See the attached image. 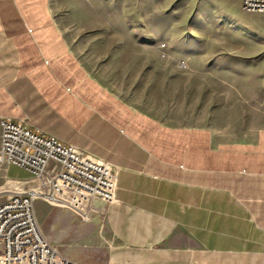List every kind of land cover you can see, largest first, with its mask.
<instances>
[{"label": "crops", "instance_id": "crops-1", "mask_svg": "<svg viewBox=\"0 0 264 264\" xmlns=\"http://www.w3.org/2000/svg\"><path fill=\"white\" fill-rule=\"evenodd\" d=\"M3 118L118 171L117 202L96 197L86 216L34 200L42 234L71 262L264 264V127L235 140L138 109L88 70L51 0H0ZM16 167H0V202L33 185Z\"/></svg>", "mask_w": 264, "mask_h": 264}, {"label": "rangeland", "instance_id": "rangeland-1", "mask_svg": "<svg viewBox=\"0 0 264 264\" xmlns=\"http://www.w3.org/2000/svg\"><path fill=\"white\" fill-rule=\"evenodd\" d=\"M51 3L88 70L138 109L235 140L264 127V12L241 0Z\"/></svg>", "mask_w": 264, "mask_h": 264}, {"label": "built area", "instance_id": "built-area-1", "mask_svg": "<svg viewBox=\"0 0 264 264\" xmlns=\"http://www.w3.org/2000/svg\"><path fill=\"white\" fill-rule=\"evenodd\" d=\"M241 8L264 12V0H241ZM0 128V167L15 165L33 181L24 190L12 188L0 202V264H76L45 239L35 218L34 200L65 205L86 216L96 197L117 202V169L24 121L3 118Z\"/></svg>", "mask_w": 264, "mask_h": 264}]
</instances>
